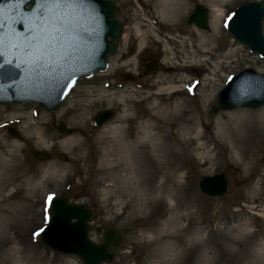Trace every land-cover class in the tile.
<instances>
[{
	"label": "rangeland",
	"instance_id": "obj_1",
	"mask_svg": "<svg viewBox=\"0 0 264 264\" xmlns=\"http://www.w3.org/2000/svg\"><path fill=\"white\" fill-rule=\"evenodd\" d=\"M113 1L125 37L109 57L108 71L80 77L51 112L35 104L0 106V178L8 180L0 185V264H84L74 254L39 242L50 213L48 199L56 196L92 209L87 229L93 242H102L106 228L120 232L123 241L114 261L103 264H264V217L255 214L264 211V124L252 126L264 105L209 113L230 75L245 67L264 74V58L233 40L225 28L239 5L255 0H221L215 33L210 24L198 29L187 19L198 4L208 8L209 18L218 0H184L185 7L175 6L174 13L169 0ZM262 26L264 36V20ZM203 50L207 54L201 56ZM145 59H159L168 70L146 71ZM184 76L188 82H177ZM176 85L180 90L170 94ZM160 87L163 94L152 93ZM178 100L180 116L169 109ZM124 107L131 117L122 122ZM104 109L114 116L95 128L93 118ZM145 120L156 128L152 133L158 132L157 148L151 147L157 139L151 138L149 147L141 138ZM218 121L227 128L240 123L230 138ZM59 122L74 132L59 131ZM33 128L53 139L41 146L26 139L24 130ZM122 137L124 147L138 138L128 156L116 145ZM69 138L74 142L67 151L61 141ZM35 151L47 158H35ZM126 157L134 169H127ZM50 166L54 171H47ZM217 173L227 175L225 193H200L197 182Z\"/></svg>",
	"mask_w": 264,
	"mask_h": 264
},
{
	"label": "water",
	"instance_id": "obj_2",
	"mask_svg": "<svg viewBox=\"0 0 264 264\" xmlns=\"http://www.w3.org/2000/svg\"><path fill=\"white\" fill-rule=\"evenodd\" d=\"M116 14L112 0H86L63 12L58 20L49 18L45 23L38 0H0V103L36 101L49 110L55 109L80 75L104 69L107 55L117 51L123 25ZM207 15V8L198 4L187 21L206 29ZM229 17L226 26L231 36L264 58V0L246 2ZM158 70H167L160 61L152 63L149 72ZM215 100L210 115L223 109L263 106L264 74L250 67L241 70L231 76ZM112 114L111 110L98 112L95 127ZM58 129L64 133L74 131L62 122ZM9 131L17 136L12 129ZM33 156L47 158L42 151H35ZM226 181L225 173L204 177L199 182L201 193L222 196ZM50 210L40 242L58 252L75 254L85 264L114 261L122 235L117 229L106 228L102 242L90 240L87 228L93 211L86 204L56 197Z\"/></svg>",
	"mask_w": 264,
	"mask_h": 264
},
{
	"label": "bare ground",
	"instance_id": "obj_3",
	"mask_svg": "<svg viewBox=\"0 0 264 264\" xmlns=\"http://www.w3.org/2000/svg\"><path fill=\"white\" fill-rule=\"evenodd\" d=\"M170 1V5L172 6V8H170L169 10H171L172 11V13H174L173 11L175 10V6H178V10H181V9H183L184 7H185V1L184 0H169ZM221 0H218V1H216L215 3H213V7H214V13H213V15H211L210 17H209V24H210V28H213V30H214V33H215V31L219 28L218 27V25H219V19H220V16L222 15L221 14V11H222V9H221V7H219V6H221L220 5V3L222 2H220ZM167 6H168V4H167ZM140 30L139 29H135V33H136V35L138 36V35H140V32H139ZM125 37V34H124V32H123V34H122V37H121V39H123ZM142 41H143V37H142V39L140 40V41H138L139 42V46L142 44ZM180 47V46H179ZM170 48L169 47H166L165 48V51L167 52L168 50H169ZM177 52H179V50L177 49ZM172 53V52H171ZM207 53H206V51H201V56H203V55H206ZM165 62V61H164ZM165 63H167V62H165ZM195 64H192V68L194 69V70H196V72H197V69H195ZM109 70V67H108V69H107V71ZM100 74H102V73H100ZM185 78H187V76H184V77H180V78H178L177 79V82H183V84H185L186 82H188V81H186L185 80ZM182 80V81H181ZM179 86L180 85H176V86H173L170 90L171 91H169V93L171 94H174L176 91H179L180 90V88H179ZM164 89L165 88H162V87H160V88H158L157 89V92H152L153 94H156V95H159V94H163L164 92H162V91H164ZM199 91V90H198ZM50 92V91H49ZM51 94H55L56 92H50ZM49 93V94H50ZM211 94H212V91L210 90L209 91V93H208V96H211ZM120 97V101H122V98H121V95L119 96ZM181 106H182V102H181V100H178V101H173V105H171L170 107H169V109H172L173 110V112H175L178 116H180V114H179V112H182L183 110L181 109ZM163 110H167L165 107L163 108ZM128 111V108H126V107H124L123 108V114H121V116H120V118L122 119L121 121L122 122H124V121H126L128 118H130L131 116H130V113L128 112V113H125V112H127ZM176 115V116H177ZM223 121H218L217 122V125L219 126V127H221V125H224V122L222 123ZM240 122L239 121H236L235 122V124L233 125L234 126V128L235 129H237V124H239ZM263 124H264V111H263V113H262V115L259 117V119H258V121H257V123L256 124H254L253 123V129H255V128H259V127H261V126H263ZM255 127V128H254ZM234 128L233 127H226V125H224V131H225V133L226 134H228V136L230 137V138H232V135H235V132L236 131H234ZM153 129H155L156 130V128H154L152 125H151V123H150V121H148V120H145V121H143L141 124H140V126H139V132L142 134V136H141V138L143 139V140H146V141H149V144H148V146L150 147V141H151V138H153V139H157L158 141L157 142H155V143H153V145L151 146L153 149H154V147H158V145H160V141H159V135H158V132L156 131L155 133H152V131H153ZM112 128L111 129H108V131H111V133H112ZM220 130H221V132L223 131L222 130V128H220ZM194 137L196 138V139H199L200 137H201V132H200V130L199 129H195L194 130ZM220 135V134H219ZM70 136V135H69ZM24 137L26 138V139H33L34 141H35V143L37 144V145H39L40 144V146L41 145H44V144H46L50 139H53V136H48L46 133H45V131H42L41 129H38V128H33V129H29V130H24ZM187 138H191V139H193L192 137H187ZM72 138H69V139H67V140H63V142L61 141V146L65 149V150H69L70 149V147H69V145L70 144H72L73 142H74V140L72 139ZM184 140L186 141V140H188V139H186L185 137H184ZM126 142V140H125V137H122L121 139H120V142H119V140H118V142H117V146H119L120 148H121V150L118 148V151H121L122 153H125L127 156H128V154H130L129 153V149H128V147L129 146H131V145H133V144H135V143H137L138 142V138L137 139H135L133 142H131V141H129L128 142V144H127V146H125L124 147V143ZM230 142V144H231V142H232V140L231 141H229ZM116 143V142H115ZM49 144H51V142L49 143ZM13 146L14 147H16L17 149H19L20 148V143H17V142H15L14 144H13ZM209 150H206V154H209ZM3 153L0 151V162L3 160V155H2ZM210 159H211V157L210 156H207V160H205V162L207 163V164H209L210 162ZM204 162V163H205ZM3 163V162H2ZM126 166H127V169H134V165H133V162H131L127 157H126ZM248 166V165H247ZM2 167L0 166V169H1ZM47 171H54V168H53V166H50V167H48V169H47ZM46 171V172H47ZM2 174H3V172H1V170H0V176H2ZM128 177V179L129 180H131V182H132V175H131V173H130V175H127ZM5 180V178L3 179V178H0V185L2 184V186H5L8 182V180L7 181H4ZM9 181L10 182H12V179H9ZM255 214H257V215H259V216H261V217H264V211H260L259 210V212L258 213H255Z\"/></svg>",
	"mask_w": 264,
	"mask_h": 264
},
{
	"label": "snow or ice",
	"instance_id": "obj_4",
	"mask_svg": "<svg viewBox=\"0 0 264 264\" xmlns=\"http://www.w3.org/2000/svg\"><path fill=\"white\" fill-rule=\"evenodd\" d=\"M18 2L26 3L27 0H18ZM38 2L40 3L41 15L44 17L45 23H48L49 18L58 20L63 12L75 9L84 4L86 0H38ZM21 22L23 23V21ZM59 30L57 29V31ZM42 31L44 30L42 29Z\"/></svg>",
	"mask_w": 264,
	"mask_h": 264
},
{
	"label": "flooded vegetation",
	"instance_id": "obj_5",
	"mask_svg": "<svg viewBox=\"0 0 264 264\" xmlns=\"http://www.w3.org/2000/svg\"><path fill=\"white\" fill-rule=\"evenodd\" d=\"M151 61H152V60H151ZM149 62H150V61L147 60V59H145V60L143 61V64H144V66H145L146 69L149 68ZM129 76L131 77L132 75H130V74H129V75H126V74H125V78H126V77L129 78Z\"/></svg>",
	"mask_w": 264,
	"mask_h": 264
}]
</instances>
